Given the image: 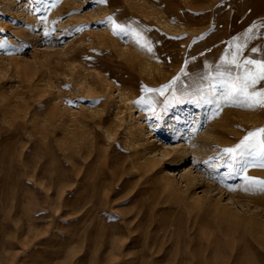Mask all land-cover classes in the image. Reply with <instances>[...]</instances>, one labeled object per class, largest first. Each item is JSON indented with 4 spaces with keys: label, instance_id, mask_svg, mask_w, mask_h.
I'll return each instance as SVG.
<instances>
[{
    "label": "rangeland",
    "instance_id": "1",
    "mask_svg": "<svg viewBox=\"0 0 264 264\" xmlns=\"http://www.w3.org/2000/svg\"><path fill=\"white\" fill-rule=\"evenodd\" d=\"M0 44V264H264V168L224 153L264 108L201 99L264 0H0Z\"/></svg>",
    "mask_w": 264,
    "mask_h": 264
},
{
    "label": "snow or ice",
    "instance_id": "2",
    "mask_svg": "<svg viewBox=\"0 0 264 264\" xmlns=\"http://www.w3.org/2000/svg\"><path fill=\"white\" fill-rule=\"evenodd\" d=\"M107 2L108 0H98L100 4H106ZM101 23L111 24L114 32L126 30L124 26L117 24L112 17H108L107 21ZM76 30L83 31V28H77ZM5 47L6 45L0 44V48ZM237 49L239 51V45ZM149 50L151 49L149 48ZM252 51L257 52L259 50L254 48ZM218 67H223L224 70H218L215 76L204 77L209 83L206 89L201 90L205 94L201 99L207 103L215 102L219 104L223 101L231 106L250 110L257 107L264 108V87L259 86L264 82V57L260 59L246 58L241 62L236 55H233L230 60L225 58L222 65ZM145 91L155 90L146 88ZM194 130L199 131V129ZM224 153L232 161H239L244 172L254 166L264 168V128L249 132L236 148L224 149ZM244 179L252 189L264 191V179L246 175Z\"/></svg>",
    "mask_w": 264,
    "mask_h": 264
},
{
    "label": "bare ground",
    "instance_id": "3",
    "mask_svg": "<svg viewBox=\"0 0 264 264\" xmlns=\"http://www.w3.org/2000/svg\"><path fill=\"white\" fill-rule=\"evenodd\" d=\"M187 1V0H186ZM149 11V10H148ZM155 12V11H154ZM145 13V12H144ZM149 13H152V12H149ZM142 14V13H141ZM147 15H148V13H147ZM146 15V16H147ZM149 15H151V14H149ZM148 15V16H149ZM154 15V14H153ZM153 15H151V16H153ZM160 15V14H159ZM144 16H145V14H144ZM153 19H155V18H153ZM160 19V18H159ZM158 19V20H159ZM157 20V19H156ZM160 22V21H159ZM161 23V22H160ZM162 25V24H161ZM172 111H175V114H174V118H176V119H178V118H180L179 116V112H181V113H185L187 110H185L184 109V107H181V108H177V107H174L173 108V110ZM228 113V112H227ZM238 115V114H237ZM240 115V114H239ZM243 115V114H242ZM236 116V115H235ZM232 117V116H231ZM246 117V116H245ZM244 118V117H243ZM246 119V118H245ZM175 120V119H174ZM243 121V120H242ZM242 123V122H241ZM246 123V122H245ZM180 128H181V126H180ZM213 132V131H212ZM225 171V170H224ZM264 215V214H263Z\"/></svg>",
    "mask_w": 264,
    "mask_h": 264
}]
</instances>
